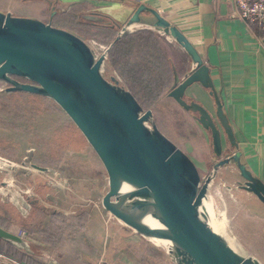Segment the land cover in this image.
Wrapping results in <instances>:
<instances>
[{
  "label": "crops",
  "instance_id": "crops-1",
  "mask_svg": "<svg viewBox=\"0 0 264 264\" xmlns=\"http://www.w3.org/2000/svg\"><path fill=\"white\" fill-rule=\"evenodd\" d=\"M141 6L145 9L140 13V22L135 24L136 29L121 33ZM0 12L51 22L52 25L59 17L60 20L76 24L79 31H72L75 32L73 34L87 43H107L109 47L102 74L109 76L106 77L109 80L114 78L120 87L130 92L144 111L156 110L152 121L159 130L161 123L171 126L176 120L184 121L191 126L200 146L209 152L212 148L211 130L199 122L198 112H188L170 96V92L197 65L185 52L178 63H173L179 46L170 36L154 28L157 16L163 18L183 34L210 70L213 87L205 88L199 82L193 83L185 91L184 99L200 104L210 113L220 129L224 147L228 149L226 151L239 152L242 163L264 182V32L239 18L233 0H0ZM65 26L61 24L60 28ZM218 104L222 107L225 124L230 131L226 130L217 115ZM64 117H67L66 114ZM72 123L70 126H59L70 128L73 134L80 135V150L76 148V151L70 152L71 149L66 146L50 159L37 157L42 162L35 159L33 152L32 162L41 168L40 171L56 170L71 186L84 183L83 186L89 192L88 197L94 199L100 190H108V176L94 152L84 153L89 162L85 161L83 165L79 154L91 146ZM184 152L194 161V148L189 142ZM2 154L16 160L24 156L13 151ZM65 162L70 165L77 162L80 166L68 174L62 168ZM87 165L95 174H82ZM202 166L207 169L206 163ZM45 178L34 180L38 198L33 196L36 199H28L29 194L25 196L29 206L25 213L19 211L17 204L8 196H0V227L17 236L21 230H25L27 236L22 243L12 244L43 264H59L57 257L63 256L60 247L75 243V238L79 241L77 236L83 233L81 227H75V224L84 221L90 224V218L73 215L67 225V217L59 212L63 204V198L59 195L64 193L63 188L56 186L51 193L50 188H46ZM44 197L47 198L44 206H39ZM92 205L100 215V218L96 216L98 220L110 228L112 222L108 213L97 208L98 205ZM92 234L89 232L85 237ZM101 236L103 240L101 247H98L101 255L95 257L96 264L112 252L108 246V230H104ZM69 239L74 240L62 244Z\"/></svg>",
  "mask_w": 264,
  "mask_h": 264
},
{
  "label": "water",
  "instance_id": "water-1",
  "mask_svg": "<svg viewBox=\"0 0 264 264\" xmlns=\"http://www.w3.org/2000/svg\"><path fill=\"white\" fill-rule=\"evenodd\" d=\"M143 9L135 12L129 25L140 22ZM154 28L179 46L173 63L184 52L196 63V69L170 96L183 108L199 113V122L212 131L216 150L222 153L220 129L210 113L184 100L193 83L213 87L209 68L176 27L157 16ZM103 62V56L96 57L89 44L73 33L0 12V80L9 84L7 92L53 100L78 128L106 170L109 184L101 204L107 213L138 235L167 243L163 245L175 264H259L236 252L210 226L203 203L211 178L203 180L193 160L160 132L152 111H144L130 92L102 74ZM217 115L230 131L220 104ZM240 156L237 152L220 160L215 169L236 163L245 180L242 188L264 204V182L248 170ZM0 237L22 243L19 236L1 227Z\"/></svg>",
  "mask_w": 264,
  "mask_h": 264
},
{
  "label": "rangeland",
  "instance_id": "rangeland-1",
  "mask_svg": "<svg viewBox=\"0 0 264 264\" xmlns=\"http://www.w3.org/2000/svg\"><path fill=\"white\" fill-rule=\"evenodd\" d=\"M81 17L85 18L84 16ZM60 21L61 24L66 25V28H60ZM47 23L52 25L51 22ZM52 26L70 33H75L72 31H79L76 24L60 20L59 17ZM103 44L107 48L109 47L107 43ZM106 77L109 78L107 75ZM19 80L24 81L23 79ZM8 86L7 82L0 80V155L6 157L2 153L7 154L11 151L17 155H24L19 160L6 157L10 161H16L21 165L24 162L22 169L18 172L19 176L18 174L16 175L19 188H15L12 191L15 199L19 200V209H25L22 206L21 198L27 200L25 198L27 196L25 192L27 187L30 189L28 199H36L33 196L38 198L36 194L38 191L33 186L36 185L34 184V180L36 179L37 181V179L46 177L45 185L46 188H50L51 193L55 191L54 188L56 186H60L61 189L63 188L64 193L59 195L60 198H63V204L59 208V212L67 217V225L70 224L69 219L73 215L80 214L83 218H90V224L86 221L82 222V224H75V227H81V232L83 233L77 236L79 237V241L75 238V243L60 247L63 251V256L57 257L59 264H96L95 257L101 255L98 247H101L103 240L101 234H104V230H108V246L112 252L103 256V261L99 264H161L162 259L167 262L164 263L162 261V264H175L166 246L139 237L134 233L132 228L115 219L109 213L107 215L111 218L110 221L112 222L110 228L101 222L100 219L98 220L100 215L96 211V207L90 206V204L94 203L98 205L97 208L103 209L101 200L107 192V188L100 190L95 195L96 197L93 196L95 197L94 199H90L91 197H88V190L83 186L84 183L78 184V186H71L67 184L65 178L57 174L56 170L54 172L49 170L50 173H48L49 171H40L36 167H33L34 164L31 157L33 152H35V159L39 156L43 159H50L61 153L66 146L71 149L70 152L76 151V148L80 150L81 137L78 133L73 134L70 128L66 129L59 126L61 124H69L68 126H70L72 121L64 117L65 113L53 100L22 91L7 92L6 88ZM184 100L189 105L191 104L187 99ZM152 111V113H157L156 110ZM193 111L192 108H188V112ZM181 124L182 128H180ZM160 130L167 135L168 140L183 152L187 151V142L194 148L193 162L202 172L201 176L203 180L211 178L207 199L211 201L214 219L217 223L222 224L223 229L218 226L219 233L232 244V248L240 255L252 257L258 260L259 264H264V204L253 193L242 188L245 180L239 173L240 171L236 163H226L215 169V165L220 160L232 156L237 152L226 151L228 149L224 147V143L221 140L222 153H218L213 139L211 143L212 148L209 149L210 153L205 151L200 146L198 137L191 130V126L181 120H176L171 126L168 123H161ZM88 152H94V150L90 147L79 154L83 165L86 164L85 161L89 162L85 157ZM94 154L97 156L95 152ZM185 154L188 155L187 153ZM37 160L42 162L39 158ZM98 160L100 159L98 158ZM240 160L243 162L241 156ZM203 163H206L207 169H203ZM69 165L68 162H65L62 166L68 174L80 166L77 162ZM82 171V174H95L89 165ZM4 178V174L0 173V182ZM20 182H23L25 185L23 183V185H19ZM41 187L44 186L41 185ZM0 196H2L1 193ZM43 200L39 206H44L47 198L44 197ZM46 208L47 210L49 209L48 207ZM203 210H206L205 206ZM207 221L209 224L215 223L211 217L207 218ZM88 226H91V228L87 229ZM89 232L91 234L94 233L85 237ZM71 240L74 239L66 240L62 244H66L67 241ZM23 246L25 247V245ZM44 251L47 253L46 248H44Z\"/></svg>",
  "mask_w": 264,
  "mask_h": 264
},
{
  "label": "built area",
  "instance_id": "built-area-1",
  "mask_svg": "<svg viewBox=\"0 0 264 264\" xmlns=\"http://www.w3.org/2000/svg\"><path fill=\"white\" fill-rule=\"evenodd\" d=\"M236 8H237V15L239 18L243 19L246 23H248L251 27L256 28L257 30L264 32V0H233ZM136 29V25H127L125 26V29L121 31V33L125 32H131ZM89 46L94 51L96 57H104L106 58L107 50L108 48L100 42L92 41L88 43ZM195 69V68H194ZM24 162L22 163V165ZM22 165L17 163L16 161L9 160L6 157H3L0 155V173L4 174L5 178L1 181L0 186V193L7 198V196H10V200L19 208V200L15 199L14 194H12V191L15 190V188H19L16 181V175L19 176V171L22 169ZM23 182H20L19 185H23ZM25 185V184H24ZM8 188V190H7ZM7 190V192H6ZM21 190V189H19ZM27 194L30 193L29 187H27V190L25 191ZM205 200V199H204ZM22 206L25 209H21V212H27L29 210L28 204L25 202V200H22ZM203 209H204V203H203ZM206 209V208H205ZM202 210V208H200ZM207 218H209L207 216ZM19 237L23 239L26 238L27 233L25 230H21L18 233ZM0 264H23L16 259L7 256L6 254L0 252Z\"/></svg>",
  "mask_w": 264,
  "mask_h": 264
},
{
  "label": "trees",
  "instance_id": "trees-1",
  "mask_svg": "<svg viewBox=\"0 0 264 264\" xmlns=\"http://www.w3.org/2000/svg\"><path fill=\"white\" fill-rule=\"evenodd\" d=\"M12 243H16V242H11V241H8L0 237V252L24 264H43L36 257L34 258L31 254L26 252L24 249L15 247Z\"/></svg>",
  "mask_w": 264,
  "mask_h": 264
},
{
  "label": "bare ground",
  "instance_id": "bare-ground-1",
  "mask_svg": "<svg viewBox=\"0 0 264 264\" xmlns=\"http://www.w3.org/2000/svg\"><path fill=\"white\" fill-rule=\"evenodd\" d=\"M125 188H127V187H125ZM210 202L211 201H208V199L206 198L205 200H204V206H205V208H206V210H204L205 211V213L207 214V216L210 218L211 217V219L213 218V221L215 222V223H213V224H210V226L214 229V231H216L217 233H219V229H218V226H220V228H222V224L220 223H217V221L214 219V215H212V207H211V204H210ZM148 222H150V223H153V221H151V220H148ZM223 229V228H222ZM219 234H221V233H219ZM222 235V234H221ZM223 236V235H222ZM158 243H164V244H167V243H165V242H159L158 241ZM231 246H232V244L230 243V242H228ZM233 247V246H232Z\"/></svg>",
  "mask_w": 264,
  "mask_h": 264
}]
</instances>
